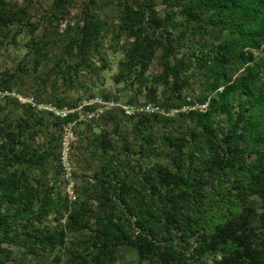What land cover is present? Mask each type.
Listing matches in <instances>:
<instances>
[{
	"label": "trees",
	"instance_id": "trees-1",
	"mask_svg": "<svg viewBox=\"0 0 264 264\" xmlns=\"http://www.w3.org/2000/svg\"><path fill=\"white\" fill-rule=\"evenodd\" d=\"M262 50L264 0H0V264H264ZM115 55L127 102L166 113L78 121L71 201L75 116L43 106L95 97L82 71Z\"/></svg>",
	"mask_w": 264,
	"mask_h": 264
},
{
	"label": "rangeland",
	"instance_id": "rangeland-1",
	"mask_svg": "<svg viewBox=\"0 0 264 264\" xmlns=\"http://www.w3.org/2000/svg\"><path fill=\"white\" fill-rule=\"evenodd\" d=\"M63 25H65V23H63ZM62 25V27H64ZM107 46H108V42L106 43ZM23 51V54L27 51V48H24ZM108 51L110 53V51H112V48L111 47H108ZM260 56H262L264 58V50H262L260 53H259ZM118 56L115 55V56H111V69H107V70H104L101 72V75L100 76H97L95 74H92V73H88V69H84L82 72H83V76H82V79L83 81L88 84V85H91L92 83V80L94 79H97V82L98 84H102V86H98V87H95L94 91L95 93L97 94L96 96H99V97H102V94H103V91L105 92H108V91H111L113 94H116L118 96H120L118 99H110V100H116V101H119L121 104H124V103H128V95L132 93L131 90H126V91H123L122 88H123V85H117L115 82H114V79H113V75L117 72L118 70ZM158 67L156 66V69ZM60 83H62V81H60ZM129 93V94H128ZM17 96H21L22 99H20L21 102H29V101H35L34 97L33 96H24L22 94H19V93H16ZM61 95L62 96H70V97H75V98H81L82 101H80V103L78 105H76L75 107L77 108H81L83 107V105L91 102V99L94 98H88V90H86V88L83 87L82 84L76 82L74 86H71L69 91H65V90H61ZM103 98V97H102ZM139 98L142 99V100H145V97L144 95H139ZM105 99V98H103ZM93 104H99L101 105V103H93ZM47 106L49 107H53L55 105H52V104H49V103H46ZM98 105V106H99ZM70 107V106H69ZM97 107V106H96ZM120 108H123L122 106H119ZM124 109V108H123ZM82 110V109H81ZM84 110V109H83ZM82 110V112H83ZM85 111V110H84ZM84 116L83 115H79V119L77 120L78 121H81L83 120ZM75 125V124H74ZM77 125V124H76ZM68 127V126H67ZM72 130V129H71ZM69 130V132H74L73 135L70 133L69 134V137H74L73 139H71L72 143L69 147H66L65 146V152L67 151V148L70 149V151H68V153H65V156L66 159H68L69 161H71L72 163V171H66L64 169V178L65 180L66 179H69L68 181L66 180V182L63 184L64 186V189L66 190V192L70 195V192L72 191L74 194H76V199H77V193H76V185H77V180L78 178H75V176H73L72 174L74 173V170L76 169L75 168V165H76V158L73 157L71 155V151L73 149V147H75L78 143H77V133H76V130H75V126L73 127V131ZM65 131H66V128H65ZM75 139V140H74ZM74 145V146H73ZM73 152V151H72ZM71 172V173H70ZM82 172V170H81ZM68 195V197H69ZM70 199V198H69ZM74 199V200H76ZM71 200V199H70ZM73 200V201H74ZM72 201V200H71ZM137 252L135 250L131 251L129 254H128V258L131 259V260H134L137 258Z\"/></svg>",
	"mask_w": 264,
	"mask_h": 264
},
{
	"label": "built area",
	"instance_id": "built-area-1",
	"mask_svg": "<svg viewBox=\"0 0 264 264\" xmlns=\"http://www.w3.org/2000/svg\"><path fill=\"white\" fill-rule=\"evenodd\" d=\"M18 97L20 99H22L21 96H18ZM141 101H143V103L139 104V105L129 104V103L121 104L119 101H116V100H105L102 97L95 96L94 98L91 99V102H89L85 105L86 106L92 105L93 103H101V105L97 104V107H95L93 109H88V110L85 109V105H83V107H81V108L69 107V106L59 108L57 106L49 107L47 105H44L43 107L54 111L57 115L66 117V116H69L70 114H72L75 116L74 120L70 121L69 124L67 125L68 127L67 126L65 127L66 131L64 132V137H63V141H62V144H63L62 163H63L64 169L66 171H72L71 161L66 159V157L63 155H65V153H68V151H70V149L67 148V151L65 152V146L69 147L72 143L71 139H73L74 137H69V134L71 133L73 135L74 132L73 133L69 132V130L72 129L71 131H73L74 124L77 123V120L79 119V115H83L84 116L83 119H86V118L87 119H97V118L101 117L102 114L106 110H109V109L114 108V107H119V106H122L128 115H132V114H135V113L141 112V111H147V112H159L160 111V112L166 113L164 111V109L156 103L147 102V101L142 100V99H141ZM207 106H208V102H205V103L196 102L195 104H191L192 108H198L199 107L202 110H206ZM81 109L82 110L84 109L85 111L83 110V112H82ZM185 109H188V106H186ZM167 113L169 115L172 112H167ZM66 180L68 181L69 179H66ZM69 198L73 201L74 199H76V194H74L71 191Z\"/></svg>",
	"mask_w": 264,
	"mask_h": 264
}]
</instances>
